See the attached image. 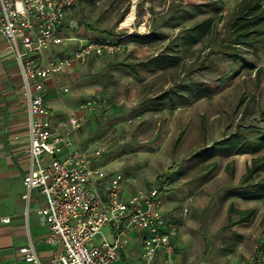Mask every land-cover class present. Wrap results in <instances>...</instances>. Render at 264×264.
Instances as JSON below:
<instances>
[{
	"label": "rangeland",
	"instance_id": "obj_1",
	"mask_svg": "<svg viewBox=\"0 0 264 264\" xmlns=\"http://www.w3.org/2000/svg\"><path fill=\"white\" fill-rule=\"evenodd\" d=\"M241 2L83 0L68 14L63 44L49 52L67 56L95 39L122 43L54 79L48 103L81 118L75 146L123 173L126 194L160 189L165 214L178 222L181 264H264V193L254 185L264 181V146H251L264 133V25L250 43L236 42ZM235 133L244 136L231 147L225 139ZM36 196L38 189L32 202L26 197L32 226ZM232 202L254 215L237 222ZM102 231L110 237L109 225Z\"/></svg>",
	"mask_w": 264,
	"mask_h": 264
},
{
	"label": "built area",
	"instance_id": "obj_2",
	"mask_svg": "<svg viewBox=\"0 0 264 264\" xmlns=\"http://www.w3.org/2000/svg\"><path fill=\"white\" fill-rule=\"evenodd\" d=\"M81 2L0 0V32L19 62L28 113L29 165L23 180L29 199L34 189L43 198L38 212L50 229L43 239L56 245L51 264H126L120 260L121 251L131 243L133 232L142 234L139 264H155L159 254L163 264H176L178 222L165 214L160 189L126 194L123 173L107 171L93 162L86 148L75 146L81 118L56 113L47 102V79L75 62L123 49L120 41L95 39L67 56L49 55L63 44L68 14ZM105 225L111 227L110 237L102 231ZM20 251L27 264H43L33 243Z\"/></svg>",
	"mask_w": 264,
	"mask_h": 264
},
{
	"label": "crops",
	"instance_id": "obj_3",
	"mask_svg": "<svg viewBox=\"0 0 264 264\" xmlns=\"http://www.w3.org/2000/svg\"><path fill=\"white\" fill-rule=\"evenodd\" d=\"M63 72L47 79V102L54 79H58ZM22 83L19 62L0 32V264H27L20 248L30 243L34 244L43 264H51L56 245L43 239L50 231L38 212L43 198H35L37 205L34 208L39 218H35L33 226L31 218L24 215L25 212L29 213L31 205L26 206L28 190L23 180L24 171L29 165V123ZM29 201L32 202V198H28ZM6 216H10L9 221L3 220ZM178 234L174 238L176 248ZM120 260L126 264L142 262L141 233L131 234V243L121 251ZM180 261L177 251L176 264H181ZM155 264H163L161 254Z\"/></svg>",
	"mask_w": 264,
	"mask_h": 264
},
{
	"label": "trees",
	"instance_id": "obj_4",
	"mask_svg": "<svg viewBox=\"0 0 264 264\" xmlns=\"http://www.w3.org/2000/svg\"><path fill=\"white\" fill-rule=\"evenodd\" d=\"M83 1V0H82ZM262 0H242L240 4V12L234 20V25L237 29L236 33V42H248L250 43V32L256 31L257 33L261 34L262 29H253L264 25V6L261 3ZM208 21L200 22L196 28L201 30ZM264 31V30H263ZM233 56H236V53H231ZM160 103L153 104L148 106L146 109H160ZM262 117L264 118V109L261 111ZM244 136V135H243ZM241 133H236L234 136L229 140V144L231 147L236 145L239 141H241L242 137ZM252 150H258L264 146V133H262L258 139L255 141H251ZM249 174L245 175V178H248ZM256 186V191L264 193V181H260L254 184ZM250 192V191H249ZM230 210L237 212L240 214V219L237 222H244L249 221L251 217L255 213V208H245V209H238L235 208L234 203L230 204Z\"/></svg>",
	"mask_w": 264,
	"mask_h": 264
},
{
	"label": "bare ground",
	"instance_id": "obj_5",
	"mask_svg": "<svg viewBox=\"0 0 264 264\" xmlns=\"http://www.w3.org/2000/svg\"><path fill=\"white\" fill-rule=\"evenodd\" d=\"M135 16V8H132V11L129 13L127 19L124 21L125 25L131 24L132 20L134 19Z\"/></svg>",
	"mask_w": 264,
	"mask_h": 264
}]
</instances>
